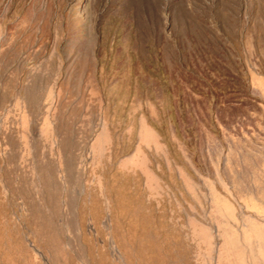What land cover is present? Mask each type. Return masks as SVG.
<instances>
[{
  "label": "rangeland",
  "instance_id": "obj_1",
  "mask_svg": "<svg viewBox=\"0 0 264 264\" xmlns=\"http://www.w3.org/2000/svg\"><path fill=\"white\" fill-rule=\"evenodd\" d=\"M20 16L61 95L33 133ZM0 120V264H264V0H0Z\"/></svg>",
  "mask_w": 264,
  "mask_h": 264
},
{
  "label": "crops",
  "instance_id": "obj_2",
  "mask_svg": "<svg viewBox=\"0 0 264 264\" xmlns=\"http://www.w3.org/2000/svg\"><path fill=\"white\" fill-rule=\"evenodd\" d=\"M37 17L38 15L36 16L34 22L38 21ZM22 18L23 16H20L18 19L16 18L11 21V44L8 49V54H10L11 57L9 60L10 66L8 68H11V72L6 71L5 73L8 75L6 79L8 84H6L5 88V103L3 114L1 113V115L4 116L5 126L10 132L14 130H18V132H25L27 130V132L33 133L34 124H36V121H34L33 118L40 115L48 117L51 116L46 123L49 126L52 125L54 127V121L52 120L53 114L51 112L54 111L57 105L54 100H58L59 98L61 99V95L59 86L56 85L57 81L52 78V76H54V71L52 70L53 67H51L54 65V59L52 56V59L47 60V63L44 62L45 60H42L38 61L40 63L36 64L35 67L26 66L27 63H32L36 60L33 57L30 58L26 56V53L29 52V50L34 51V53L37 52L40 55L43 50L39 49L37 44L33 46H26V43L28 42L27 33H30L31 27L28 24L29 21L25 20L22 22ZM44 19H46V17ZM6 28L8 29L7 24ZM41 34L42 36L44 34L42 29L40 36ZM63 55L66 56L65 61L67 63V68V66H70V49L66 50V53ZM49 56L50 55H48L47 58H49ZM26 58L30 59L27 61ZM58 61L59 60H57V66ZM56 69L58 70V67H56ZM41 108H44V112H41ZM17 118L19 119L15 120ZM0 122L2 124L1 120ZM18 125L19 129L16 128ZM53 127L50 129L54 130Z\"/></svg>",
  "mask_w": 264,
  "mask_h": 264
}]
</instances>
